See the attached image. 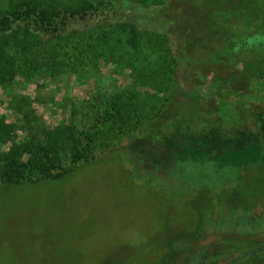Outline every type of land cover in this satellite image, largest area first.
I'll return each instance as SVG.
<instances>
[{
	"label": "rangeland",
	"instance_id": "obj_1",
	"mask_svg": "<svg viewBox=\"0 0 264 264\" xmlns=\"http://www.w3.org/2000/svg\"><path fill=\"white\" fill-rule=\"evenodd\" d=\"M128 1L186 43L151 21L0 33V182L76 168L0 185V264H217L219 233L264 225V0ZM94 2L0 0V17Z\"/></svg>",
	"mask_w": 264,
	"mask_h": 264
},
{
	"label": "trees",
	"instance_id": "obj_2",
	"mask_svg": "<svg viewBox=\"0 0 264 264\" xmlns=\"http://www.w3.org/2000/svg\"><path fill=\"white\" fill-rule=\"evenodd\" d=\"M235 6H243L252 10L257 16H260L261 13L252 5H256L254 0H233ZM159 5L158 7H161ZM147 7V6H146ZM153 7H155L153 5ZM139 3L131 4L128 0H95V2L88 8L84 10H73L65 8H57L50 13H46L43 10L39 9L34 5H25L19 8L13 9L8 14L0 17V33L6 32L13 25L19 22H28L31 23L34 28L41 32L44 35H56L62 31L65 27L69 26L71 23H82L87 25H102L109 22L114 23H129L132 25H137L141 22H149L154 25V30L163 32L168 42L173 46L177 47L179 43H186L185 38L183 37V29L186 23H181L180 19L174 18L170 14H163L162 16L149 14ZM261 12V11H260ZM206 40H196V43L202 45ZM207 44H203L202 47ZM4 59V56L0 54V62ZM15 71L0 69V84L5 85L10 83L13 77L15 76ZM47 134L43 131V136ZM40 149L42 150L46 162L49 166L55 167L57 164V155L54 152L53 145H41ZM246 151H251L247 149ZM58 152V150L56 151ZM188 156L196 160L195 151L189 147L185 146V151L183 153V160ZM227 163V162H226ZM73 168L67 171H60L52 178L38 179L30 182H11L4 181L0 182L1 186H18V185H35L45 180H58L62 178L67 173L75 170ZM237 199H240L238 192L234 193ZM233 202L237 201L236 199H231ZM241 200V199H240ZM202 219V218H201ZM202 226L199 223V229ZM191 237V235H189ZM180 250L173 249L171 255L167 256L168 261L171 259H176L179 256ZM264 258L258 257L255 259L257 264H261ZM263 264V263H262Z\"/></svg>",
	"mask_w": 264,
	"mask_h": 264
},
{
	"label": "flooded vegetation",
	"instance_id": "obj_3",
	"mask_svg": "<svg viewBox=\"0 0 264 264\" xmlns=\"http://www.w3.org/2000/svg\"><path fill=\"white\" fill-rule=\"evenodd\" d=\"M248 219L253 221L249 215ZM257 229V233L249 230L241 235L219 233L215 252V257L219 259L217 264H257L256 258H264V225Z\"/></svg>",
	"mask_w": 264,
	"mask_h": 264
}]
</instances>
